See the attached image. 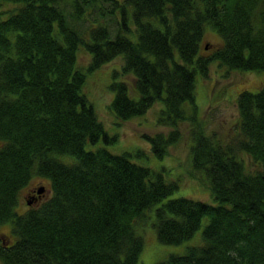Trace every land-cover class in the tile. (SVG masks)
Masks as SVG:
<instances>
[{
  "label": "trees",
  "instance_id": "16d2710c",
  "mask_svg": "<svg viewBox=\"0 0 264 264\" xmlns=\"http://www.w3.org/2000/svg\"><path fill=\"white\" fill-rule=\"evenodd\" d=\"M2 6L0 226L10 227L11 238L0 234V264H138L144 239L137 224L151 212L164 244L191 238L209 217L200 244L155 264H264V85L238 95L229 141L195 122L197 75L206 76L212 61L264 71V0H0ZM210 30L223 43L207 56L201 51ZM82 49L91 57L85 66ZM118 56L113 113L130 120L161 101L160 124L194 122L192 169L207 179L210 202L173 197L178 181L135 162V153L99 145L117 135L88 97L87 73ZM148 137L162 158L182 134Z\"/></svg>",
  "mask_w": 264,
  "mask_h": 264
},
{
  "label": "rangeland",
  "instance_id": "374dc122",
  "mask_svg": "<svg viewBox=\"0 0 264 264\" xmlns=\"http://www.w3.org/2000/svg\"><path fill=\"white\" fill-rule=\"evenodd\" d=\"M6 8L2 6L0 10ZM130 36L134 38L132 34ZM222 43L223 40L220 35L216 31L210 30L205 35L201 52L210 56L213 50L221 46ZM90 58V54L82 49L79 53L80 66L87 65ZM122 65L123 58L118 56L101 68L87 73L86 91L90 94L88 97L93 102L98 116L105 124L109 134L117 135L116 140L108 143L102 139L99 145L114 153H135V162L162 170L167 181H178L179 188L173 197L189 196L210 202L212 195L211 188L206 182L207 179L204 175L196 174L192 169L190 133L195 125L194 122L189 119H182L175 127L160 124L159 114L164 108L161 101L155 102L145 115L130 120H120L113 113L111 104L115 92L111 89L110 84L113 80V72L121 70ZM227 68L214 60L210 63L206 76L198 73L195 88L198 110L195 122L200 125L201 130L206 135L229 141L234 135L232 134L233 127L239 119L238 95L245 90L257 92L264 85V71L246 72ZM130 80L132 81L133 77L130 76ZM175 129L182 134V138L174 144H168L165 147L164 156L159 158L152 151V144L148 136L161 133L168 135ZM138 151L141 153L137 154ZM244 161L246 166L250 168L252 161L248 156H245ZM37 182L34 180L32 185L34 186ZM39 184L45 185L41 182ZM29 189L30 187L25 190V193ZM25 209L26 204L22 200L19 211ZM150 217L151 220L148 219L137 224L138 233L144 239L138 264H155L164 260L171 253H184L188 245L200 244L202 231L209 221V217H205L196 233L182 243L164 244L158 240L156 231L152 226L153 212H151ZM0 234L11 238L10 227L1 225Z\"/></svg>",
  "mask_w": 264,
  "mask_h": 264
}]
</instances>
